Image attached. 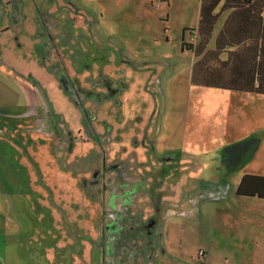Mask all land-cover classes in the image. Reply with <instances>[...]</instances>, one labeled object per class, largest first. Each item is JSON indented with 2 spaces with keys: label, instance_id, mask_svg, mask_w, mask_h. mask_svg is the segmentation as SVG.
Returning <instances> with one entry per match:
<instances>
[{
  "label": "rangeland",
  "instance_id": "374dc122",
  "mask_svg": "<svg viewBox=\"0 0 264 264\" xmlns=\"http://www.w3.org/2000/svg\"><path fill=\"white\" fill-rule=\"evenodd\" d=\"M17 1L0 32V74L19 104L0 107V264H126L106 250L126 242L194 258L225 248L246 222L233 205L223 225L199 202L224 191L213 177L245 165L227 171L225 146L261 142L264 94L191 82L182 21L194 25L196 0ZM23 83L39 91L31 109Z\"/></svg>",
  "mask_w": 264,
  "mask_h": 264
},
{
  "label": "crops",
  "instance_id": "0c3cea01",
  "mask_svg": "<svg viewBox=\"0 0 264 264\" xmlns=\"http://www.w3.org/2000/svg\"><path fill=\"white\" fill-rule=\"evenodd\" d=\"M17 0H0V32L8 30L10 26H12L14 19H18L20 13L23 12V2L21 4H17ZM167 2L171 5L172 0H167ZM197 8H195V18L194 25H191V22L187 20L182 21V28H195L199 21V10L201 0H196ZM226 9H224V3ZM233 2V5H232ZM220 12L218 20L215 24L211 45L213 44L214 38L225 21L227 15L230 11H234L240 17L235 16V30L238 32L239 28L241 29V34L243 37H248V30H254L255 26H257V20L252 18L253 14L257 12H264V0H220L218 6L215 9ZM193 19V10L191 17ZM186 19V18H185ZM190 23V24H188ZM246 44L255 43L252 38H244ZM9 78H3V75L0 74V89L1 92H5V97H0V107H15L18 104L17 101H13L9 98ZM26 92H29L30 97L28 96L27 103L28 108H33L34 100L36 101V97L38 95V90L35 86L27 83L22 84ZM6 89L4 90V88ZM12 87V85H11ZM12 92L13 89L11 88ZM237 91V90H234ZM246 94H252L255 92L249 91H239ZM33 95V98H32ZM35 128V125L32 122V125L29 126ZM39 133H41L39 131ZM244 136L242 138L245 139ZM264 137H262L263 139ZM261 139L259 143L257 151L245 162V165L242 168L240 175L233 178L229 175L224 177H213L212 182H216L213 184L215 187L221 186L224 191L217 193H210L206 197H203L199 203H203L207 210L218 206L220 212V219L223 225L229 224L231 221L229 210H227V206H235L236 207V215L238 218L244 220L246 224L242 227L239 226L241 231L238 233V230L235 229L234 237L238 236V240L229 242L225 248H198V257L194 258L195 252L189 248H135L136 250H132L130 245L126 242V248H107L109 251V256L124 257V259L130 260L126 262V264H137L135 262L139 261L138 264H142L143 260L148 262H157L158 264H183V262L187 261L191 258V264L202 263V264H264V198L259 197H243L239 196L236 192V188L239 180L244 174H258L264 175V140ZM263 141V142H262ZM260 153V154H259ZM259 155V157H258ZM258 159V160H257ZM222 164V162H221ZM176 165V164H175ZM174 165V166H175ZM241 167V166H240ZM29 169V168H28ZM197 177H193V180ZM227 188H229V192H227ZM163 200V196L160 197ZM206 201V202H205ZM177 204H173V206ZM177 208V207H176ZM175 208L173 207V210ZM177 210H179L177 208ZM178 212V211H177ZM211 213V211H210ZM177 214V213H176ZM213 214V211L212 213ZM138 223L136 224V226ZM139 228V226H138ZM150 232V231H149ZM140 235V234H138ZM144 236V234H143ZM123 237L118 239L117 243L114 241L113 246L116 244L123 245ZM148 243V242H147ZM150 244L148 243V247ZM8 251V244L6 246ZM16 248V246H14ZM4 249V250H5ZM2 248L0 252H2ZM202 250V253H200ZM101 251V250H100ZM102 252V251H101ZM193 252L192 256L190 255ZM15 254L16 253H11ZM220 256V262L218 263L215 259V255ZM181 257V261L177 258ZM134 256V259H132ZM102 257V256H101ZM139 257V260H138ZM1 258V254H0ZM98 259L99 253H98ZM83 262V259H80ZM103 261V259H102ZM134 262V263H133ZM16 264V263H15ZM84 264V262H83ZM187 264V263H186Z\"/></svg>",
  "mask_w": 264,
  "mask_h": 264
},
{
  "label": "trees",
  "instance_id": "16d2710c",
  "mask_svg": "<svg viewBox=\"0 0 264 264\" xmlns=\"http://www.w3.org/2000/svg\"><path fill=\"white\" fill-rule=\"evenodd\" d=\"M219 1L201 0L197 26L184 29L192 40L186 42L183 37L181 47L196 57L190 80L195 85L264 94V12L252 15L257 26L243 37L241 29L236 32L234 26L238 14L230 11L210 46L220 15L215 10ZM244 38H252L255 43L246 44ZM259 143V138L247 137L225 146L221 156L224 168L233 171L240 167L256 152ZM236 192L243 197L264 198V175L244 174Z\"/></svg>",
  "mask_w": 264,
  "mask_h": 264
},
{
  "label": "flooded vegetation",
  "instance_id": "af4514ba",
  "mask_svg": "<svg viewBox=\"0 0 264 264\" xmlns=\"http://www.w3.org/2000/svg\"><path fill=\"white\" fill-rule=\"evenodd\" d=\"M27 168H28V166H27ZM105 249H106V248H101V251H102V252H104V251H105Z\"/></svg>",
  "mask_w": 264,
  "mask_h": 264
},
{
  "label": "built area",
  "instance_id": "2783aa9c",
  "mask_svg": "<svg viewBox=\"0 0 264 264\" xmlns=\"http://www.w3.org/2000/svg\"><path fill=\"white\" fill-rule=\"evenodd\" d=\"M200 253H202V250H200Z\"/></svg>",
  "mask_w": 264,
  "mask_h": 264
}]
</instances>
